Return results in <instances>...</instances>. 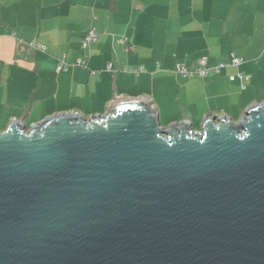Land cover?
<instances>
[{"label":"water","instance_id":"obj_1","mask_svg":"<svg viewBox=\"0 0 264 264\" xmlns=\"http://www.w3.org/2000/svg\"><path fill=\"white\" fill-rule=\"evenodd\" d=\"M161 125L147 98L0 130V264H264V101Z\"/></svg>","mask_w":264,"mask_h":264},{"label":"crops","instance_id":"obj_2","mask_svg":"<svg viewBox=\"0 0 264 264\" xmlns=\"http://www.w3.org/2000/svg\"><path fill=\"white\" fill-rule=\"evenodd\" d=\"M91 27L97 39L83 45ZM230 52L238 66L177 68ZM237 70L249 74L243 88L229 78ZM120 96L147 98L164 126L237 120L264 101V0H0V130L13 118L28 127L52 113H104Z\"/></svg>","mask_w":264,"mask_h":264},{"label":"built area","instance_id":"obj_3","mask_svg":"<svg viewBox=\"0 0 264 264\" xmlns=\"http://www.w3.org/2000/svg\"><path fill=\"white\" fill-rule=\"evenodd\" d=\"M96 39H97V31L94 27H91L84 33V35L82 37V44L87 45L88 43L95 41ZM118 41L125 44L124 38H120V39H118ZM30 44L35 45V46H39V47H43V45L41 43H37V42H30ZM126 47L131 48V45H126ZM241 61H242V57L240 55H237L234 52H230L229 53V59L227 61H218L217 63H215L213 65H209L206 61V57L204 56V57L199 58L198 65L193 69L187 68L185 66V64H183V63L178 64L177 68L182 75H194V74H196L199 76H204L207 74L209 68H212L214 71L217 72L223 66H227V65L238 66ZM76 62L79 64H84V60H82L81 58H77ZM59 66H63V61L60 62ZM109 66L110 65H108V67ZM229 78L230 79L237 78L240 81V87L243 88V87H245V80L249 78V74L242 72L240 70H237L234 73L230 74ZM95 115L96 114H90L88 116H85V118L94 117ZM217 116H221V115H217ZM28 127H25V128H28Z\"/></svg>","mask_w":264,"mask_h":264}]
</instances>
